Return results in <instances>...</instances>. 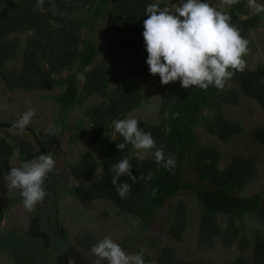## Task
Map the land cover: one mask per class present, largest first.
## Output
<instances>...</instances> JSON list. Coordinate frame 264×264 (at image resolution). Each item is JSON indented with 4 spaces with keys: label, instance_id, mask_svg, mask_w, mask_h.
Instances as JSON below:
<instances>
[{
    "label": "trees",
    "instance_id": "obj_1",
    "mask_svg": "<svg viewBox=\"0 0 264 264\" xmlns=\"http://www.w3.org/2000/svg\"><path fill=\"white\" fill-rule=\"evenodd\" d=\"M36 2L0 0V78L8 91L60 87L59 93L53 96L57 105L56 136L60 138L69 131V144L82 139L95 154L88 151L81 159L69 162V175L78 178L101 167L89 184H63L61 189L85 201L107 198L121 211L133 213L137 217L134 234L117 242L119 245L132 244L139 234L144 236L159 210L173 199L175 202L166 216V231L175 240H181L187 227V213L184 201L176 196L186 191L195 196L201 206L199 249L211 248L219 239L224 247L236 242L240 250H246L250 246L245 232L246 216H254L264 227V187L251 194L243 193L255 179L253 160L235 156L226 167L219 168L217 149L199 146L196 130L203 127L224 142L232 134L243 132L239 124L220 114V105L236 104L240 91L253 98L264 110V61L253 69L235 73L229 81L237 84L238 89L224 87L218 90L214 86L206 91L195 86L184 89L179 81L162 85L159 75L153 76L149 71L142 34L143 22L147 19L145 9L153 3L152 0H51L56 5L57 14H54L49 0H45L43 11H33ZM246 2L240 0L227 12L231 24L240 30L241 35L257 27L262 18L261 14L240 18ZM79 10H84L85 14L79 15ZM102 23L105 44L98 45L90 35ZM83 29L87 30L86 36H81ZM23 31H30V34L21 47L17 36H9ZM18 58L21 59L19 69L6 66L8 61ZM92 63L94 65L90 67ZM77 73L85 75V82L77 80ZM137 78H152L161 97L158 121L136 118L139 127L151 132L156 146L163 147L166 157L168 154L175 156L174 172L157 167L152 155L155 149L149 151L143 161H138L129 153L130 144H126L123 151L116 147L124 140L119 134L113 136L112 122L129 117L128 113L143 107L148 100L146 94L137 88L134 82ZM80 83L82 87H79ZM93 93L102 96L103 100L84 111L83 118L88 119L89 129L83 119L68 123L67 117L73 108ZM205 110H210L211 114H205ZM253 137L264 146V129H255ZM16 148V143L7 134H0V180L9 170ZM124 156L132 164L133 175L152 174L151 181L138 180L136 183L121 176L120 182L131 186L127 199H121L116 193L110 172L111 165ZM24 159L25 156L23 162ZM185 165L193 167L199 177L184 179ZM1 193L6 201L16 202L13 191L4 188L0 189ZM50 202L53 221L49 226L51 239L48 246L20 229L0 230V257L5 255L16 264H65L62 251L68 240L65 231L60 234L54 221L52 197ZM220 214L228 216L224 227L218 222ZM4 216L5 209L0 200V229ZM254 237L250 263L242 254L227 264H264L263 231L256 229ZM148 238L154 244L155 239ZM75 241L82 250L89 251L95 244V237L91 232L83 231ZM160 249L157 254L159 264H204L200 260L186 262L174 258L170 246Z\"/></svg>",
    "mask_w": 264,
    "mask_h": 264
},
{
    "label": "rangeland",
    "instance_id": "obj_2",
    "mask_svg": "<svg viewBox=\"0 0 264 264\" xmlns=\"http://www.w3.org/2000/svg\"><path fill=\"white\" fill-rule=\"evenodd\" d=\"M153 3L169 8L174 12L175 8L181 3V0H152ZM211 6L218 10H223L227 14L230 6L223 5L221 0H207ZM258 4H264V0H257ZM244 13L240 18L250 17L254 14L247 2L243 8ZM79 15H84V10L78 11ZM262 18L257 27L249 29L242 36L249 41L250 52L243 57L246 61L248 69H253L257 64L264 61V13H260ZM30 31L11 33L9 38L17 36L21 47L24 44ZM87 30L83 29L81 36H86ZM96 44H105V33L103 23L99 24L97 31L90 35ZM94 63L90 65L92 67ZM8 68L19 69L21 59L6 63ZM135 84L139 91L146 94L148 100L146 104L128 113L127 116L140 118L145 121L157 122L159 119V105L161 97L157 91L152 78H137ZM82 87V83L79 84ZM226 89H238L237 84L227 81ZM60 87L51 90H24L16 89L8 91L4 81L0 78V122L14 124L21 114L27 111H34L31 123L27 125L37 131V137L48 144V152L44 155H50L56 164L52 172H50L44 183H55L59 190V223L61 233L65 231L67 243L62 251L63 257H66L68 264H95L96 257L91 251L82 250L75 241V237L83 231L91 232L95 237V244L105 236L111 237L114 242H120L127 236L134 234L137 226V217L133 213L121 211L118 206L107 198H100L93 201H85L75 198L61 189L63 184H89L98 175L101 167L90 175H83L74 178L69 175L68 163L81 159L88 151L93 150L84 144L82 139L69 144V131L58 138L55 134L56 126V109L57 105L53 96L57 95ZM103 100L99 94L93 93L77 104L70 115L67 122L72 123L75 120L83 119L87 129L89 123L87 118H83L84 111ZM205 114L210 115V110H205ZM220 114L232 123H237L243 129L242 133H234L224 142L218 136L210 134L205 128L199 127L196 130L197 143L199 146L214 147L219 153L217 166L219 168L226 167L235 156L250 158L253 160L255 168V179L244 189V194L254 193L264 187V146L254 139L253 132L257 128L264 129V110L251 97L243 95L238 91L237 102L234 105L222 103L220 105ZM0 134H7L13 143H16L14 157L11 159L10 167H19L23 163V156L33 151L35 146L34 139L29 130L20 131L13 127L0 126ZM129 153L136 156V150L130 148ZM95 155V154H94ZM148 153L145 154V157ZM39 157V156H38ZM34 158L33 160L38 159ZM9 167V168H10ZM198 173L193 167L185 165L183 169L184 179H197ZM6 188L3 177L0 180V189ZM13 197L16 202L6 201L3 194H0L1 203L5 209V216L1 223L0 230L9 228L20 229L25 235H30L31 226H36L38 232L47 233L49 225L52 224L51 205L46 196L42 203L36 205L34 212H27L23 207L22 197L19 190H13ZM184 201L187 213V227L182 234L181 240H175L166 231V216L170 213L171 204L175 202L169 200L159 210L157 217L152 224L146 229L144 236H137L134 242L121 243L120 246L128 254H135L143 250L146 264H159L157 254L161 252L162 246H170L173 248V257L186 262L202 261L204 264H227L232 259L244 254L249 263L252 259V247L255 242L254 232L260 229L264 233L262 223L252 215H247L245 219V232L249 239L248 248L244 251L238 248L237 243H233L229 247H224L219 239H216L213 247H204L199 249L198 226L200 221L201 206L197 202V198L189 192H180L176 196ZM228 216L224 214L218 215L219 224L224 227L227 224ZM238 224V222L236 221ZM37 233V232H34ZM142 236V238H140ZM148 237L155 239L154 244ZM39 238V237H38ZM40 239V238H39ZM40 243L44 242L40 239ZM0 264H16L7 256L0 257ZM101 264H107V261H101Z\"/></svg>",
    "mask_w": 264,
    "mask_h": 264
},
{
    "label": "clouds",
    "instance_id": "obj_3",
    "mask_svg": "<svg viewBox=\"0 0 264 264\" xmlns=\"http://www.w3.org/2000/svg\"><path fill=\"white\" fill-rule=\"evenodd\" d=\"M49 2L57 14L55 3ZM44 3L45 0H37L33 11H43ZM221 3L234 6L240 0H221ZM247 5L256 14L264 13V4H258L257 0H247ZM145 15L147 19L143 22L142 34L148 53L146 63L153 76L159 75L162 85L179 81L184 89L195 86L206 91L214 86L222 90L236 72L246 70L243 57L250 52L249 41L231 24V16L223 10L204 0H181L174 12L150 3L146 6ZM77 80L85 82L86 77L77 73ZM34 115L31 110L22 113L12 127L23 131ZM111 127L113 136L119 134L123 137L124 143L116 145L119 150L123 151L126 144H130L136 150V159L143 161L145 154L155 149L152 155L157 167L174 172L175 156L168 154L166 157L163 147L156 146L151 132L143 131L135 117L116 119ZM55 164L52 156L40 155L19 167H10L3 175L8 192L19 190L25 211L34 212L36 205L43 202L46 196L43 184ZM110 172L111 183L121 199L129 198L131 192L129 183L120 182L121 176H127L133 183L152 179L151 172L147 176L144 173L133 175L127 156L112 164ZM90 251L97 258L95 264H101V261H107V264H146L143 250L128 254L109 236L100 239Z\"/></svg>",
    "mask_w": 264,
    "mask_h": 264
},
{
    "label": "flooded vegetation",
    "instance_id": "obj_4",
    "mask_svg": "<svg viewBox=\"0 0 264 264\" xmlns=\"http://www.w3.org/2000/svg\"><path fill=\"white\" fill-rule=\"evenodd\" d=\"M32 130H34V129H32ZM30 132H31L32 137L34 139L35 146L33 148V151H31V152H29V153H27L25 155V159L28 158V161L29 160H33L34 158H37L40 155L46 154L48 152V149H49L48 148V144L47 143H44L43 141H41L37 137V131L34 130V132L36 133V137H34L32 131H30ZM37 140L42 144V146L44 147L45 151L43 153H40V154L35 155V153L40 149V146H39V143H38ZM25 159H24V162H25ZM54 185H56V184L55 183H51V184L50 183H48V184L47 183H44L43 184V187L45 189V192L47 193L46 198H47V200H48L49 203H51L50 202L51 201V197L53 198V203H54V221L56 223V226H58V229H59L60 234H62L61 231H60L61 229H60V223H59V209H58V206H59L58 205L59 204L58 203V201H59V190ZM57 195H58V198H57ZM51 215H52V212H51ZM49 228L50 227H48L47 233L49 235V242H50L51 236H50V233H49ZM36 230H38V229H36ZM36 230H35V232H36Z\"/></svg>",
    "mask_w": 264,
    "mask_h": 264
},
{
    "label": "water",
    "instance_id": "obj_5",
    "mask_svg": "<svg viewBox=\"0 0 264 264\" xmlns=\"http://www.w3.org/2000/svg\"><path fill=\"white\" fill-rule=\"evenodd\" d=\"M13 124H8V123H0V126H6V127H12ZM24 130H29V131H32L34 137H36V133L34 132V130H32L30 127L26 126ZM38 141V140H37ZM39 143V146H40V149L35 153V155L37 154H40V153H43L45 151L44 147L42 146V144L38 141ZM28 161V158L25 159V162ZM37 229L36 226H31L30 228V235L33 237V238H40L43 242H44V245L45 246H48L49 244V235L48 233H41V232H38V230H36L37 233H34L35 230ZM63 261L65 264H68V260L66 257L63 258Z\"/></svg>",
    "mask_w": 264,
    "mask_h": 264
}]
</instances>
